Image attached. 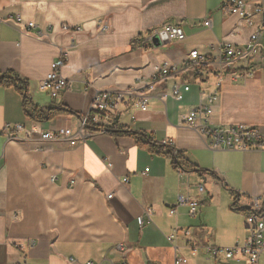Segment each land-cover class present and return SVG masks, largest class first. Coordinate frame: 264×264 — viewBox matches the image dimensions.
Returning <instances> with one entry per match:
<instances>
[{
	"label": "crops",
	"instance_id": "obj_1",
	"mask_svg": "<svg viewBox=\"0 0 264 264\" xmlns=\"http://www.w3.org/2000/svg\"><path fill=\"white\" fill-rule=\"evenodd\" d=\"M222 3L0 0V71L25 80L40 111L60 112L33 120L22 94L0 85V264H71L70 258L74 264H175L176 256L186 264H247L241 257L211 258L205 247L248 240L249 211L234 207L235 194L264 200V151L213 150L182 123L183 115L217 92L211 126L264 128V49L260 60L250 62L227 64L220 57L226 45L245 46L258 26L230 15ZM17 17L36 27L24 33ZM167 24L182 28L185 39L154 43V33ZM193 50L208 61L199 75L159 79L147 110L135 106L158 68L181 66ZM61 52L67 53L61 73L71 89L54 99L39 86ZM176 84L190 87L182 101L172 95ZM129 88L136 95L118 111L91 110L97 92ZM6 125L23 126L32 140H23L24 133L8 139ZM64 130L76 137L74 144L41 140ZM118 130L132 134L110 132ZM169 149L195 170L175 168ZM180 195L198 204L194 215L189 206H177ZM175 230L180 232L171 242Z\"/></svg>",
	"mask_w": 264,
	"mask_h": 264
},
{
	"label": "built area",
	"instance_id": "obj_2",
	"mask_svg": "<svg viewBox=\"0 0 264 264\" xmlns=\"http://www.w3.org/2000/svg\"><path fill=\"white\" fill-rule=\"evenodd\" d=\"M222 8L230 15L244 21L250 27H257L250 36L249 41L243 47H234L226 45L220 57L227 64L234 61L250 62L260 60L262 58V50L264 49V0H223ZM17 26L21 30L29 32L36 27L33 22H24L23 18H16ZM206 27H210V21L204 22ZM103 32L109 30L107 24L101 27ZM68 27H64L63 31H68ZM80 31V29H78ZM154 36H158L162 44H169L171 42H181L185 39V34L182 28L172 24L165 25L161 30L156 31ZM67 62V53L61 52L58 61L51 65V71L47 77L40 83V90L49 93V95L56 99L71 89V83L63 77L61 70ZM208 64L207 58L201 55L199 51L193 50L188 57V60L181 66H161L156 72V77L150 82H146L147 90L138 96L135 106L142 111H146L151 97L156 93V82L159 79H166L171 75H178L182 72H193L199 75L203 68ZM220 86V85H219ZM188 85L176 84L173 86L172 95L178 100L182 101L183 93L189 92ZM134 88L126 90H111L99 91L96 93L91 110L97 114L106 112H115L121 106L128 103L136 95ZM218 101V93L214 92L206 97L205 103L190 110L189 113L182 116V123L198 133H200L206 140H208V147L213 150H237V151H264V128L251 127L246 125H236L228 127H214L210 125V117L214 114V108ZM99 117L95 118V123H98ZM89 124V118L86 116L82 119V126L86 127ZM102 131H104L102 129ZM3 132L10 140H20V133H24L23 140H32V134L25 130L21 125H6ZM59 138H65L72 141L74 144L76 137L72 136L70 130H64L59 136H55L50 132L41 136L43 141H56ZM165 146L172 147V141H165ZM127 181V180H126ZM74 184V182H71ZM199 192L204 193V187L200 185ZM108 198H112L109 195ZM177 206H189L190 212L194 215L197 211L198 204L191 201L189 198L180 195L177 198ZM235 208L247 209L249 212L245 219V226L249 233L248 240L243 245H237L231 248H217L205 247L207 254L214 259H225L226 261L234 260L239 257L244 258L247 264H260V258L264 252V200L260 198H248L243 195L235 194ZM149 214L152 211H148ZM171 215L176 214V210L170 211ZM140 226L144 221L139 218ZM180 231L175 230L169 236V241H173ZM183 233L190 235L189 230H184ZM122 249V247H121ZM198 249L194 247L192 254L195 256ZM71 264L77 261L70 258ZM187 260L183 258H175V264H186ZM86 264H94L87 262Z\"/></svg>",
	"mask_w": 264,
	"mask_h": 264
},
{
	"label": "trees",
	"instance_id": "obj_3",
	"mask_svg": "<svg viewBox=\"0 0 264 264\" xmlns=\"http://www.w3.org/2000/svg\"><path fill=\"white\" fill-rule=\"evenodd\" d=\"M0 85L3 87H13L22 94L24 106L26 108V113L33 120H36V121H43L47 119L50 120L51 118L55 117V115L60 113V112L53 111V109H50L47 113H45L43 111H40L38 108H36L28 96V88H27L26 81L19 78L12 72L3 73L0 71ZM97 130L102 131V129L100 128H98ZM110 132L113 134H118V135L132 134L130 132L123 131V130L110 131ZM144 143L146 145H152L151 141L148 139H144ZM162 148H165V146H162ZM167 154L172 156L173 164L175 168L180 167L184 170L185 169L195 170V168L191 164H189L181 154L177 153V155L175 156L173 154V150L171 149L168 150Z\"/></svg>",
	"mask_w": 264,
	"mask_h": 264
},
{
	"label": "water",
	"instance_id": "obj_4",
	"mask_svg": "<svg viewBox=\"0 0 264 264\" xmlns=\"http://www.w3.org/2000/svg\"><path fill=\"white\" fill-rule=\"evenodd\" d=\"M154 43H156V44H160V45H161V42L158 40V36H156V37L154 38Z\"/></svg>",
	"mask_w": 264,
	"mask_h": 264
}]
</instances>
